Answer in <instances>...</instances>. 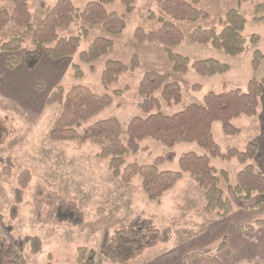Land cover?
<instances>
[{
  "label": "rangeland",
  "instance_id": "374dc122",
  "mask_svg": "<svg viewBox=\"0 0 264 264\" xmlns=\"http://www.w3.org/2000/svg\"><path fill=\"white\" fill-rule=\"evenodd\" d=\"M40 1L45 3V9L40 6V2L33 0L29 2L36 29L42 26L48 10L57 2V0ZM70 1L75 8L84 9L94 0ZM259 4H264V0H201L199 9L207 13L208 18L196 23H176L185 39L173 49L175 53L188 57L191 62L214 59L231 67V71L227 74L202 77L192 69L186 75L174 74L173 63L168 58L163 45L140 44L135 41L136 29L142 28L149 33L160 27L157 19L163 14L156 0H138L135 11L130 16L125 15L121 1L115 0L113 4L106 6V9L110 13L125 17L127 28L122 35L110 36L102 27L90 26L81 20H76L71 26L58 30L60 37L78 36L82 28L89 30L90 34L88 38H82L75 56L63 60L62 63H66L65 67L59 68V65L55 64L54 68L60 69L55 75L57 87L62 86L70 90L74 86H86L97 95L123 92L120 97H115V104L111 108L90 120L85 126L111 117L118 118L123 126H126L133 117L142 116L143 113L139 109L142 99L137 93V88L147 72L168 75L171 81L178 82L183 88V102L180 105L168 107L163 104V112L168 115L181 112L193 103L203 104L205 96L211 92L222 93L236 89L246 91L251 79L264 78V61L258 72L255 73L252 68L254 52L259 50L264 54V23L254 22L255 7ZM232 9H240L246 20L243 37L247 41V47L243 54L232 57L215 50L210 45H196L191 42L190 34L198 27L216 28L220 31L221 21ZM3 10L12 12V2L0 0V11ZM151 14H154L155 18H150ZM254 35L260 37L257 46H253L250 42ZM13 36L24 40L23 49L14 55L19 65L14 70H9L7 68L9 56L0 52V118L11 130L6 143L0 144V157H11L14 164L9 176L3 174V166L0 165V264H78L80 248L89 250L93 264L99 261H102V264H111L99 254L104 231L109 230L114 233L128 226L129 222L138 216L152 220L161 230L169 229L171 237L168 243L159 244L145 251L130 264H149L167 255L179 258L181 252L186 253L194 249L208 233L207 222L214 218V215H207L203 210L206 201L204 191L198 183L189 174H184L183 179L160 202H152L143 191L140 176H136L132 183L125 184L112 175L106 160L97 158L101 148L106 145L105 140L53 141L50 132L62 107L47 106L46 100L57 87L49 86L46 82L45 87L43 83L39 84L43 88L39 91L35 85L30 84L34 79L45 78L49 73L42 67L31 70L35 66L29 68L26 65L25 54L34 49L32 34L10 23L0 34V38L5 42ZM96 38H108L114 42V47L109 54L93 64L95 71L92 72L91 65L80 61V54L87 51ZM135 55L140 61L138 69L123 74L117 83L107 88L102 85L101 77L107 61H120L129 66ZM5 56L7 59H4ZM74 64L79 65L83 71L82 79L74 78L75 71L72 69ZM24 70L31 71L24 74ZM262 106L263 103L259 109L261 115ZM260 125L261 121L257 118L242 117L235 122V127L241 129L242 134L232 137L225 135L221 124L216 123L213 126L215 141L222 150L236 148L244 151L247 144L255 142L258 134L261 133ZM141 147L144 150L126 157L127 164H152L158 157L174 152L177 155L176 160L164 164L161 170L178 171V160L183 154L189 152L205 154L197 144H181L169 150L155 141L148 140L142 143ZM212 166L229 173L230 182L222 187L226 196L234 202L236 196L233 188L237 174L243 166L237 160L224 162L219 159H214ZM23 171L31 173L32 181L24 191L17 220H12L10 209L14 205V191L18 186V177ZM43 183L53 185L60 196L77 204L85 215V223L82 227L59 224L47 219L48 208L44 206L38 208L35 202L36 188ZM9 235L21 238L38 237L43 241V249L36 256L30 254L29 250L9 255L5 251V246L10 243ZM206 250L208 254L219 255L217 249L212 247ZM233 252L231 260L233 263L239 262L235 250ZM254 253L245 250L242 255L248 257ZM259 258V255L255 256L257 262H264L263 259L259 261ZM220 260L222 264H232L224 255H220ZM245 262L243 264H248L250 261Z\"/></svg>",
  "mask_w": 264,
  "mask_h": 264
},
{
  "label": "trees",
  "instance_id": "16d2710c",
  "mask_svg": "<svg viewBox=\"0 0 264 264\" xmlns=\"http://www.w3.org/2000/svg\"><path fill=\"white\" fill-rule=\"evenodd\" d=\"M13 4L12 12L0 11V34L5 27L14 23L17 27L26 29L32 34L34 49L25 54L26 65L33 68L47 57L52 61H61L75 56L81 45L82 38H88L89 30L81 29L78 36L60 37L58 30L71 26L76 20H81L90 26L102 27L110 36H120L127 28L124 16L107 11L106 6L115 0H94L84 9H77L70 0H57L52 6L39 29L34 28L33 17L29 8L31 0H9ZM40 6L46 5L40 0ZM125 15L130 16L135 11L138 0H120ZM163 16L158 18L160 27L152 32L142 28L136 29L134 39L140 44L159 43L173 63V73L186 75L191 69L202 77H215L231 71L229 65L218 60L206 59L191 62L186 56L174 52L184 41L182 30L177 22L196 23L208 18V14L199 9L201 0H156ZM150 18H155L154 14ZM254 22L264 23V4L255 7ZM222 29L216 28L194 29L190 40L196 45H210L215 50L228 56H239L246 50L247 41L243 37L246 20L240 9L229 10L225 19L221 21ZM253 46L260 43L259 36H252ZM24 40L13 36L8 41L0 38V52L16 54L23 49ZM114 42L108 38H96L87 51L80 54L82 63L91 65L103 56L109 54ZM264 61V54L256 50L253 55L252 68L258 72ZM19 65L15 57L7 61V68L14 70ZM140 67L138 56H133L131 64L125 65L120 61L109 60L105 64L101 82L104 87L111 86L119 81L120 76L135 71ZM75 71L74 78L82 79L83 71L77 64L72 65ZM36 89L41 91V85ZM122 91H115L113 95H97L86 86H74L66 90L58 86L46 100L47 106L60 105L61 113L57 118L50 138L53 141L74 142L89 140H105L97 154V158L108 162L109 170L115 178L125 184H130L136 176L142 179V188L146 197L152 202L160 200L189 174L204 191V212L217 218L225 219L233 211V202L226 196L222 185L230 182V175L225 170H218L212 166V159L221 161L237 160L243 168L237 174L233 191L239 201L251 202L255 197L264 196V174L252 162L257 157L259 148L255 143H248L244 151L236 148L222 150L216 143L213 126L220 123L227 136H240L242 130L235 127L233 121L242 117L256 118L264 97V78L251 79L246 91L236 89L222 93H209L203 104H190L181 112L168 115L163 112V104L168 107L180 105L183 102V88L176 81H171L168 75L156 72H147L138 84L137 93L142 99L139 109L142 116L133 117L126 126L116 117L100 120L85 126L90 120L99 116L115 104V97H120ZM11 130L0 118V144L6 143ZM155 141L169 150L181 144H197L205 154L195 152L183 154L178 160V171H164L161 166L173 163L176 160L174 152L158 157L152 164H127L126 157L138 154L141 144L145 141ZM3 174L9 176L14 169L11 157H0ZM32 181L29 171H23L18 177V186L14 191V205L10 209L12 220H17L19 206L23 203V194ZM35 202L38 208H48L47 219L59 224L82 227L85 215L73 201H69L58 194L51 184H39L35 192ZM249 208L264 214V200H259ZM256 227L264 228V220L254 225L241 227V230L255 231ZM10 243L5 246L9 255H16L29 250L36 256L43 249V241L38 237H14L9 235ZM169 229H159L149 219L136 217L128 226L111 233L105 230L99 245V254L102 259L111 264H130L149 249L170 241ZM222 249V245L218 250ZM51 264V263H49ZM78 264H93L87 248L78 249ZM97 264H102L99 261ZM185 264H220L217 256L211 254L192 253L185 257Z\"/></svg>",
  "mask_w": 264,
  "mask_h": 264
},
{
  "label": "crops",
  "instance_id": "0c3cea01",
  "mask_svg": "<svg viewBox=\"0 0 264 264\" xmlns=\"http://www.w3.org/2000/svg\"><path fill=\"white\" fill-rule=\"evenodd\" d=\"M6 54L9 56L8 59L14 57L15 55L9 53ZM6 56L4 57V59H7ZM54 62L55 61H52L47 57H42L41 60L36 64V66L31 70H35L36 67H42L43 69L48 71L49 74H47L45 78L34 79L30 84L35 85V87L42 83L44 87L47 85L57 87L55 75L56 72H58L60 69H58V67L54 68L56 66L55 64L59 65V68H63L66 66V63H62L63 60L56 61L60 63ZM30 71L24 70V74L29 73ZM55 84L56 86H54ZM262 103L263 114L261 115V113L259 112L256 117L261 121V133L258 134L257 138L254 140L255 142L252 143H255L259 148L257 157L253 161V164L259 171L264 174V97L262 99L261 105ZM235 122L236 120L233 121L234 125ZM213 160L214 159H212L211 162ZM259 200H264V196L255 197L251 202L247 203L239 201L235 197L234 202L232 200L234 206L232 213L225 219H220L214 216L213 219L208 221L206 225L208 233L199 241V243H197L194 249L186 253L181 252L179 258L176 256L168 257L167 255L164 258H161L149 264H177L178 262H180V264H185V257L187 255L192 253L208 254L206 249L210 247H212L213 249H217L219 253V255H217V258L219 259L220 264H222L220 255H224L226 258L231 260L233 256L232 253H234L233 250H235V256L240 259V263L236 261L233 263V261L231 260L232 264H243L246 263L245 261H250L248 262V264H264V262H257L258 260L255 259V256L259 255V261H262L261 259H263L264 261V228L256 227L255 231L253 232L241 230V227L254 225L256 222L264 220V214L257 210L249 208ZM221 245L222 249L218 250ZM245 250H248L250 253L255 252V256L252 254L248 257L243 256L242 253H244Z\"/></svg>",
  "mask_w": 264,
  "mask_h": 264
}]
</instances>
